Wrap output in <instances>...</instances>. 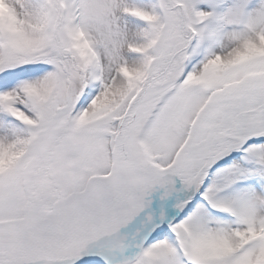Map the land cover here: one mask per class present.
I'll return each instance as SVG.
<instances>
[{
  "label": "rangeland",
  "instance_id": "rangeland-1",
  "mask_svg": "<svg viewBox=\"0 0 264 264\" xmlns=\"http://www.w3.org/2000/svg\"><path fill=\"white\" fill-rule=\"evenodd\" d=\"M223 134H264V0H0V259L131 240ZM232 152L128 264H264V144Z\"/></svg>",
  "mask_w": 264,
  "mask_h": 264
},
{
  "label": "bare ground",
  "instance_id": "bare-ground-1",
  "mask_svg": "<svg viewBox=\"0 0 264 264\" xmlns=\"http://www.w3.org/2000/svg\"><path fill=\"white\" fill-rule=\"evenodd\" d=\"M264 136V134H262ZM239 142V137L223 134L220 135L216 142L215 147L220 144H224L225 147H230ZM225 148V149H226ZM223 152V151H221ZM232 151L220 159L217 163H221L229 156L232 155ZM220 153L215 154L214 157H217ZM106 177H101V179L94 180L95 182L103 181ZM209 181L208 170L206 169L200 176L197 181L196 194L200 193V190L204 187V185ZM93 185V183H92ZM124 181L121 182L120 185L117 186V191L115 192L116 199V208L114 209L113 215L111 216L114 219H117V209L120 208V204L125 203L124 196ZM91 188H89L90 190ZM192 190L190 187L185 188L181 191L175 199L171 200L169 204L162 208L159 213V220L161 222L156 225L150 232H147L141 236L131 237V240H122L117 246L112 247L110 250L106 251V253H101L93 256H84L79 254H70L68 255V250L63 252H52L48 255V257L40 256H27L24 258L22 253L14 252L13 255L8 258L0 259V264H122L126 261H131L138 256L139 248L141 247L143 241L151 236H155L157 234H161L165 228L166 224L176 218L181 212L185 210L186 207L193 201L192 199ZM135 196V193L133 194ZM61 204L64 203L62 199ZM118 220V219H117ZM120 220V219H119ZM108 226V224H105ZM59 234L55 235V238H58ZM53 238L44 242V246L49 247L53 244ZM29 253V254H30Z\"/></svg>",
  "mask_w": 264,
  "mask_h": 264
},
{
  "label": "water",
  "instance_id": "water-1",
  "mask_svg": "<svg viewBox=\"0 0 264 264\" xmlns=\"http://www.w3.org/2000/svg\"><path fill=\"white\" fill-rule=\"evenodd\" d=\"M262 144H264V136H262V135H256V136H250V137H242V138H239V142L237 144L231 146L230 148H228L227 150H225L224 152H222L217 157L211 158V160L207 163V165H205L204 169L195 176V178H194V180L192 182V188H191L192 194L191 195H192L193 201L176 218H174L173 220H171L170 222H168L166 224V228H165V230L161 234H157V235L158 236L159 235H164L166 232H168V230L170 229V227H172L174 224H176L177 222H179L180 220H182L184 217H186L191 212L192 207H193V205L195 203L194 202V195L196 194L197 181L200 178L201 174L206 169L208 170V173L211 176L214 173V170H215L214 168L224 166L226 164H229L232 161L231 159H225L221 163H217L220 159H222L225 156H227L233 149H235V148L238 149V148H241V147H248V146H251V145H262ZM197 201H199V199ZM155 226H156V224L153 225L147 232H150ZM157 235L151 236L150 238L145 239L143 241V245L140 247L139 251L141 250V248L143 246H146L149 243V241L152 238L156 237Z\"/></svg>",
  "mask_w": 264,
  "mask_h": 264
}]
</instances>
